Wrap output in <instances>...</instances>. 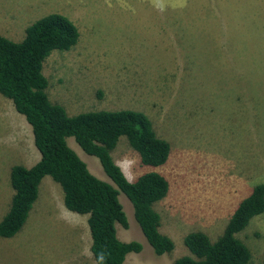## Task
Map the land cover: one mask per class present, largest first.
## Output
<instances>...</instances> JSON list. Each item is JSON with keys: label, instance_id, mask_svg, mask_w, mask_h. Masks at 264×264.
Returning <instances> with one entry per match:
<instances>
[{"label": "rangeland", "instance_id": "1", "mask_svg": "<svg viewBox=\"0 0 264 264\" xmlns=\"http://www.w3.org/2000/svg\"><path fill=\"white\" fill-rule=\"evenodd\" d=\"M53 12L72 20L80 37L45 59L49 99L69 115L141 111L170 143L160 166L143 165L125 135L111 151L130 181L156 171L169 184L153 204L159 230L174 242L161 255L119 192L128 226L117 223V236L141 244L124 264L191 255L184 244L191 231L215 240L239 200L264 183V0H0V35L22 40L29 24ZM31 133L0 93V219L13 195L11 167L40 158ZM66 140L91 173L116 187L96 156ZM236 235L251 251L249 264H264V212ZM90 245L87 214L68 210L61 186L45 175L22 228L0 236V264H96Z\"/></svg>", "mask_w": 264, "mask_h": 264}, {"label": "trees", "instance_id": "2", "mask_svg": "<svg viewBox=\"0 0 264 264\" xmlns=\"http://www.w3.org/2000/svg\"><path fill=\"white\" fill-rule=\"evenodd\" d=\"M24 32L20 41L0 35V93L30 124L40 158L30 167H11L13 195L0 219V236L13 237L22 228L42 178L50 175L63 190L65 207L87 214L90 250L96 264H124L129 252L141 250L139 242H124L117 236V223L128 226L118 198L120 191L131 201L134 217L154 252L172 251L174 242L159 230L160 215L153 207L166 196L167 179L159 172L147 171L130 181L111 154L120 136L125 135L143 165L160 166L168 159L170 143L157 136L149 117L138 110H89L69 115L64 106L49 99L43 63L53 51H68L77 44L78 27L64 14L53 12L29 24ZM69 136L85 153L98 158L116 187L91 173L68 145ZM263 212L261 182L239 200L215 240L202 231L188 232L184 244L191 255L170 264H249L251 251L236 234Z\"/></svg>", "mask_w": 264, "mask_h": 264}, {"label": "crops", "instance_id": "3", "mask_svg": "<svg viewBox=\"0 0 264 264\" xmlns=\"http://www.w3.org/2000/svg\"><path fill=\"white\" fill-rule=\"evenodd\" d=\"M25 33V32H24ZM2 35V34H1ZM4 36H6V37H8L7 35H4ZM20 41V40H19ZM23 144H26L25 142L23 143ZM22 151H25V149L22 147ZM37 161H35V163H36ZM34 163V164H35ZM34 164H32V165H34ZM32 165H30V166H32ZM30 166H27V167H30ZM42 180H43V178H42Z\"/></svg>", "mask_w": 264, "mask_h": 264}, {"label": "clouds", "instance_id": "4", "mask_svg": "<svg viewBox=\"0 0 264 264\" xmlns=\"http://www.w3.org/2000/svg\"><path fill=\"white\" fill-rule=\"evenodd\" d=\"M22 115V114H21ZM24 116V115H23ZM25 118V117H24ZM26 120V119H25ZM27 121V120H26ZM28 123V122H27ZM29 124V123H28ZM29 126H30V124H29ZM30 128H31V126H30ZM32 131V130H31ZM31 135H32V133H31ZM33 136V135H32ZM33 143H34V141H33Z\"/></svg>", "mask_w": 264, "mask_h": 264}]
</instances>
